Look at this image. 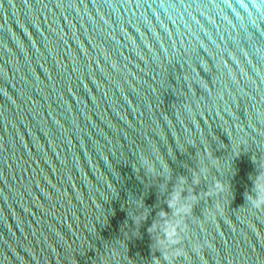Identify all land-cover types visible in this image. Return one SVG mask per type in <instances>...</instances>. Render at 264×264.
<instances>
[{
	"label": "water",
	"instance_id": "95a60500",
	"mask_svg": "<svg viewBox=\"0 0 264 264\" xmlns=\"http://www.w3.org/2000/svg\"><path fill=\"white\" fill-rule=\"evenodd\" d=\"M258 176L264 0H0V264H264Z\"/></svg>",
	"mask_w": 264,
	"mask_h": 264
},
{
	"label": "clouds",
	"instance_id": "9594fccd",
	"mask_svg": "<svg viewBox=\"0 0 264 264\" xmlns=\"http://www.w3.org/2000/svg\"><path fill=\"white\" fill-rule=\"evenodd\" d=\"M150 164L148 161H145V166L148 167ZM257 190L259 192V195L256 199L250 200L251 206L254 209H264V176H258L257 177ZM181 190L177 189L174 190L173 193L170 195V198L168 200V206L170 209L175 210L174 214H184L186 215L188 211L191 209V205L189 203H186L180 207H177L181 200ZM180 227V221H176L175 223H169L166 226L165 229V243L168 247V249H172L173 246L177 245L179 243V233L177 229ZM177 252L178 249H175Z\"/></svg>",
	"mask_w": 264,
	"mask_h": 264
}]
</instances>
